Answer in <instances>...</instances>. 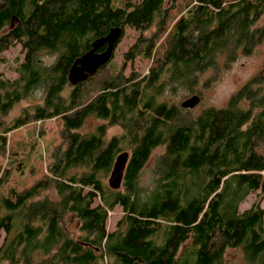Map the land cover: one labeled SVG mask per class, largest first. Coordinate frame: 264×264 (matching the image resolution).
I'll use <instances>...</instances> for the list:
<instances>
[{"label":"trees","instance_id":"trees-1","mask_svg":"<svg viewBox=\"0 0 264 264\" xmlns=\"http://www.w3.org/2000/svg\"><path fill=\"white\" fill-rule=\"evenodd\" d=\"M124 26L138 36L88 98V83L110 63L77 85L70 68ZM263 43L264 0H0V58L16 44L24 53L15 79L0 73V155L8 133L31 121L61 118L65 142L49 177L0 194V264H224L230 248L264 264V207L240 210L250 193L264 198V68L222 107L196 114L164 98L201 97L202 74ZM138 57L151 61L145 74L132 67ZM36 88L43 102L6 122ZM91 116L105 123L80 132ZM114 125L123 133L108 137ZM125 145L123 188L114 189L101 177ZM160 146L155 184L142 190L140 174ZM8 174L0 166V182ZM51 187L57 198H37ZM117 206L123 214L110 230Z\"/></svg>","mask_w":264,"mask_h":264},{"label":"rangeland","instance_id":"rangeland-1","mask_svg":"<svg viewBox=\"0 0 264 264\" xmlns=\"http://www.w3.org/2000/svg\"><path fill=\"white\" fill-rule=\"evenodd\" d=\"M152 29L146 33L149 35ZM115 35L117 31L114 32ZM138 33L128 27L124 26L122 34L113 50L111 59L105 63L108 67L91 80L85 89V95L90 98L94 92L101 87L102 81L110 78L112 67L120 68L123 60L124 51L135 41ZM24 53L20 44L12 46L10 49L4 51L0 58V73L5 78L13 80L17 77V66L23 60ZM45 63H53L55 56L48 54L43 58ZM151 61L148 59L136 58L132 63V67L136 68L142 74L148 72ZM264 68V43L257 46L251 55H242L230 67L225 68L223 64L218 69H210L200 77V84L198 88L202 90L200 93L201 101L195 106H188L196 114L203 108L215 106H225L231 95L250 77L255 75L258 71ZM131 71V63H127L126 72ZM208 83V84H207ZM44 90L43 88H36L27 98L18 102L13 110L6 116V122H11L15 117L19 116L24 109L30 108L35 104L43 102ZM195 94L181 91L178 94H166L165 99L169 102L182 105L184 101ZM103 120L94 116L89 117L80 132L91 133L96 130L98 125L103 124ZM105 123V122H104ZM61 118H52L38 121H31L28 124L8 133V151L5 155H0V166L8 168L9 174L5 176L0 182V194L9 191L10 187L22 189L25 186H31L36 180L43 177H49V166L53 161V152L57 147L63 149L65 142L62 141L61 136ZM123 133V128L119 125H114L108 128L107 136L120 135ZM124 151L131 150L125 145ZM165 147L160 146L154 150L153 155L140 174L139 184L142 190H149L155 184L156 167L158 159L164 153ZM113 169V168H112ZM112 169L108 175L102 176V181L109 186V178ZM123 188V185L121 186ZM57 192L54 188H49L43 191L38 199L42 198H57ZM254 202H259L264 207V198L260 191L252 192L240 205V210L250 207ZM123 214V209L117 206L110 213L108 219V229L112 230L116 220L120 219ZM69 229L73 235L78 233L77 221L69 224ZM0 243L4 236L1 232ZM224 264H250L246 261L244 253L241 248H230L227 250L224 257Z\"/></svg>","mask_w":264,"mask_h":264},{"label":"water","instance_id":"water-1","mask_svg":"<svg viewBox=\"0 0 264 264\" xmlns=\"http://www.w3.org/2000/svg\"><path fill=\"white\" fill-rule=\"evenodd\" d=\"M122 29V27H112L106 35L92 42V48L90 50L86 51L74 61L68 76L69 81L73 85H77L79 82H83L90 76H93L101 66L111 59L116 42L122 34ZM116 31L117 34L115 35L114 32ZM104 45H106V49L98 52V49ZM200 101L201 97L199 95H193L184 101L182 106H195ZM129 158L130 153L128 151L121 152L117 156L109 178V185L112 188L119 189L122 186Z\"/></svg>","mask_w":264,"mask_h":264},{"label":"flooded vegetation","instance_id":"flooded-vegetation-1","mask_svg":"<svg viewBox=\"0 0 264 264\" xmlns=\"http://www.w3.org/2000/svg\"><path fill=\"white\" fill-rule=\"evenodd\" d=\"M105 47H106V45H105ZM105 47H104V48H103V47L100 48L99 51H103V50H105Z\"/></svg>","mask_w":264,"mask_h":264},{"label":"bare ground","instance_id":"bare-ground-1","mask_svg":"<svg viewBox=\"0 0 264 264\" xmlns=\"http://www.w3.org/2000/svg\"><path fill=\"white\" fill-rule=\"evenodd\" d=\"M155 34H156V33H155ZM102 47H105V45H104V46H102ZM102 47H101V48H102ZM99 49H100V48H99ZM99 49H98V52H102V51H99ZM105 49H106V47H105ZM103 51H104V50H103Z\"/></svg>","mask_w":264,"mask_h":264}]
</instances>
